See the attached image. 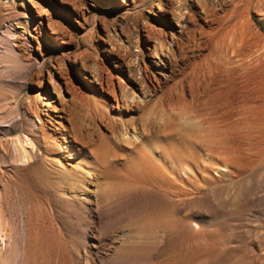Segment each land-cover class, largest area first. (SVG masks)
<instances>
[{
    "label": "rangeland",
    "instance_id": "obj_1",
    "mask_svg": "<svg viewBox=\"0 0 264 264\" xmlns=\"http://www.w3.org/2000/svg\"><path fill=\"white\" fill-rule=\"evenodd\" d=\"M177 1L0 0L27 66L0 83V116L31 101L62 148L13 170L9 138L23 125L0 135V264H264V65L244 72L250 122L216 125L195 109L234 91L226 59L259 48L264 14L251 0L247 22L261 39L243 24V38L221 27L210 40L200 6L222 14L229 0H184L182 29ZM157 39L166 46L155 56ZM124 86L138 96L128 105ZM76 125L104 136L98 163L110 169L78 164Z\"/></svg>",
    "mask_w": 264,
    "mask_h": 264
},
{
    "label": "bare ground",
    "instance_id": "obj_2",
    "mask_svg": "<svg viewBox=\"0 0 264 264\" xmlns=\"http://www.w3.org/2000/svg\"><path fill=\"white\" fill-rule=\"evenodd\" d=\"M250 1L251 0H229L230 2L229 9L224 8L222 10V14H216V12L214 11L215 10L214 8H212L211 6L208 7L209 4L208 6L204 4L201 5L200 11L203 14V17L206 21L205 22L206 27L203 30V33L205 34V36L208 39L213 40L214 37L216 36V32L218 28L222 27L225 31L236 30L237 34H239V36L243 38L242 34H244L245 32L244 30L246 28L248 29L250 28L248 30L249 31L248 40L250 38L254 42L257 39H261L262 37L261 34L257 31H253L254 27L253 26H252L253 28L249 27L250 24L247 22L248 19L246 17V9H248L247 7ZM175 4H176L174 6L175 14L173 16L174 21L176 24H178L179 28L182 29L186 27V25L189 23L186 17L187 8L184 5V0H179ZM157 7H160V2H157ZM258 8L260 10V14H264V0H258ZM4 18H0V83L8 84V83H12L16 79L15 77L19 73L24 71L27 66L21 60L18 52L12 46V43H11V40L14 41V37L17 33L15 31L16 29L13 27V24L10 21H7V20L4 21ZM11 19L12 18L10 17V20ZM243 24L246 26H245V29L243 30V33L241 34L242 32L241 30L244 27ZM239 36L237 38H239ZM171 38H172L171 41L173 43L175 41V37H171ZM193 39L196 43H199V41H197L196 38H193ZM246 39L244 38L243 40L246 41ZM239 42H240V39H239ZM245 44H242V45H245ZM255 45H260V46L259 48H256L253 51H251L250 53L245 54L243 52H236V54L234 55V60L228 59L226 57L227 63L230 65V70L237 75V77L234 78L233 81H231L230 83V86L232 87L231 90L232 91L234 90L230 94V96H227V98H225L224 100H218L217 103L215 101L208 100L206 102L207 103L206 108H203L199 103L195 105V109H197V111H201V110L203 111V114L206 115L209 123H214L216 125L222 124L224 126H233L235 128H240L242 125H244L245 122H250L249 120H247L246 117H244V113L248 111L249 108L251 107V100H252L249 97L247 98L245 95V92L247 91L246 90L247 80H243L245 78L244 72L246 68H248L252 64L258 63V64L264 65V40H262L258 44L255 43ZM163 46H166L165 42H163L161 39H157L153 47V51H154L153 53L155 56L158 54V51L163 50L162 49ZM250 46H254V45L251 44ZM4 63L7 65H5ZM139 72H140V69H139ZM139 82L141 84L143 82V79L140 78ZM143 88H144L143 85H141L140 89L142 93H143ZM137 97L138 96L135 93V90L133 88H128L127 86L122 87V90L120 93V100L123 101V105L130 104L131 101L136 99ZM142 97L144 100V97H145L144 93ZM22 108H23L22 111L19 112L16 110L15 105H14L4 115L0 116V135L8 133V130H10L11 128L14 129L17 126L23 125L22 133L16 134L15 136L9 138L10 153L13 158L12 160L13 170H18V169L25 170L28 167H31L32 165H34L36 161H38L40 158L47 160V158L45 157L46 155H44L43 152L47 150H51V148L55 145H57V148L59 150L62 149L58 143L53 142V146L49 144V139H51L52 137L50 135V132L46 130V128L43 125L41 116L39 115V109L37 108V106L35 104L33 105L31 101L28 100L25 102ZM111 122L112 121H110V123ZM38 138L41 140L40 142L37 141ZM103 138L104 136L101 134H100V137L96 140L91 138L90 134L86 135L83 132V129L80 125L76 129H74L73 133L71 134V138L69 139V142H71L70 148L71 149L78 148V150L80 151L81 160H79L78 164L81 165V167L85 170L86 174L89 172L100 174V173H103L104 171H107V169H110L112 167V166L110 167V165L108 164L110 162H106L108 166H106L107 164L98 163V158L105 156L99 150V144L101 145L100 141ZM142 156L143 154H141L139 158ZM144 158L139 159V161H141ZM53 163H56L59 167H62L65 169L62 161L59 160V158H57L56 161H53ZM157 167H159V164ZM83 169L79 168L78 165L76 166L73 165L72 171L69 172L70 177L75 180L78 179V175L82 173ZM115 169L117 171L116 167ZM108 172L110 171L108 170ZM108 172L106 173L107 174L111 173V172L110 173ZM1 238L2 236L0 237V242L2 240Z\"/></svg>",
    "mask_w": 264,
    "mask_h": 264
}]
</instances>
